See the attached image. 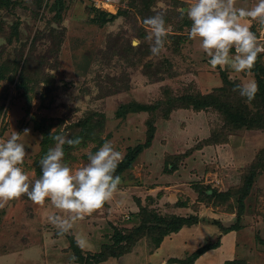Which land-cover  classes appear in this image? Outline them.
Here are the masks:
<instances>
[{
	"label": "rangeland",
	"instance_id": "rangeland-1",
	"mask_svg": "<svg viewBox=\"0 0 264 264\" xmlns=\"http://www.w3.org/2000/svg\"><path fill=\"white\" fill-rule=\"evenodd\" d=\"M193 2L0 0V142L19 133L29 179L58 134L82 138L64 145L74 170L105 141L123 156L112 199L64 235L47 198L0 200V264H264V52L247 73L212 69L180 12ZM158 13L154 56L144 19ZM241 22L264 44V26ZM247 80L251 101L234 90Z\"/></svg>",
	"mask_w": 264,
	"mask_h": 264
},
{
	"label": "clouds",
	"instance_id": "clouds-1",
	"mask_svg": "<svg viewBox=\"0 0 264 264\" xmlns=\"http://www.w3.org/2000/svg\"><path fill=\"white\" fill-rule=\"evenodd\" d=\"M180 12L191 21L188 38L199 41L212 69L227 66L236 73H247L254 67L258 54L264 52V44L258 42L257 34L241 22L243 18H249L264 26V0H257L250 9L235 7L233 0H194ZM144 24L149 29L147 39L152 41L150 52L158 56L165 47L168 34L164 16L158 13L146 17ZM139 44V39L132 40L133 46ZM234 90L246 101H251L257 92V84L247 80L237 84ZM53 139L55 146L39 160L41 175L34 181L21 167L26 148L20 142L19 133L14 131L0 142V200L26 194L32 202L44 204L47 198L64 213L48 216L57 235H64L77 220L91 215L112 199L121 184V176L115 172L123 156L111 142L105 141L98 150L88 154L85 166L74 170L64 161V145H79L82 138L58 134ZM77 244L83 247L84 238H77Z\"/></svg>",
	"mask_w": 264,
	"mask_h": 264
},
{
	"label": "trees",
	"instance_id": "trees-1",
	"mask_svg": "<svg viewBox=\"0 0 264 264\" xmlns=\"http://www.w3.org/2000/svg\"><path fill=\"white\" fill-rule=\"evenodd\" d=\"M210 98H212V96L201 97L200 101H196L194 104H196L198 107H206V106H208V101L211 100ZM213 100L217 101L218 99L216 97H214ZM216 106H220L222 108V103L220 102ZM221 110L227 111V109H221ZM228 114L230 115L231 120L234 121L239 126H245L247 128L248 127L253 128L255 126L252 123H249V121H250L249 119H247L243 115H239V113L228 111ZM123 239H124V237L122 238V240ZM94 256H96V255H94ZM99 260H102V259H95L94 261H99ZM91 262H93V261H87L86 264H91Z\"/></svg>",
	"mask_w": 264,
	"mask_h": 264
},
{
	"label": "built area",
	"instance_id": "built-area-1",
	"mask_svg": "<svg viewBox=\"0 0 264 264\" xmlns=\"http://www.w3.org/2000/svg\"><path fill=\"white\" fill-rule=\"evenodd\" d=\"M96 3L103 7H111L117 0H95Z\"/></svg>",
	"mask_w": 264,
	"mask_h": 264
}]
</instances>
